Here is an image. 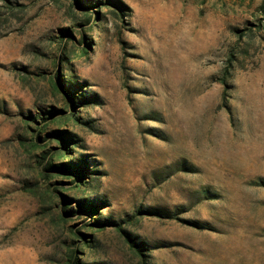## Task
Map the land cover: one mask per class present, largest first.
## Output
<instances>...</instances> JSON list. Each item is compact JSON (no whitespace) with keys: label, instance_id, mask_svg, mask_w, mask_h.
<instances>
[{"label":"rangeland","instance_id":"1","mask_svg":"<svg viewBox=\"0 0 264 264\" xmlns=\"http://www.w3.org/2000/svg\"><path fill=\"white\" fill-rule=\"evenodd\" d=\"M112 1L0 0V264H264V0Z\"/></svg>","mask_w":264,"mask_h":264},{"label":"trees","instance_id":"2","mask_svg":"<svg viewBox=\"0 0 264 264\" xmlns=\"http://www.w3.org/2000/svg\"><path fill=\"white\" fill-rule=\"evenodd\" d=\"M109 3H111L119 11H122V4L119 1H112L111 2V0H109ZM57 79H58V83H59L60 87L63 88V89H65V92H66V94L68 96V93L67 92L69 90L63 85V82L61 80V77L58 76ZM222 81H223L224 84H226V80L224 78H223ZM70 101H71V105L73 107H75V106L78 105L77 96L71 95L70 96ZM60 112H62V111L60 110ZM50 114L51 115L49 116V120H50L51 117H54L55 116L53 114V112H50ZM29 117H32V115H30ZM47 118L48 117H45L44 120L47 119ZM55 133H56V135H58V137L60 138V140L62 142L67 143L69 141L68 136L65 135V134H67L66 132L56 131ZM44 170L45 171H48V172H67V171L71 170L74 173H76L78 175V177H80L82 179H83V177L85 175V171L82 168H80V167H78L77 165H74V164H66V163H63L61 165H55L52 162H47L44 165ZM80 206H81L82 209L91 212L93 215H98L99 214V208L96 205H94V204H88V205L87 204L86 205L80 204ZM65 211L67 212L66 209H65ZM105 225H107V224H105ZM70 264H79V258L78 257H75L74 259L70 260Z\"/></svg>","mask_w":264,"mask_h":264}]
</instances>
